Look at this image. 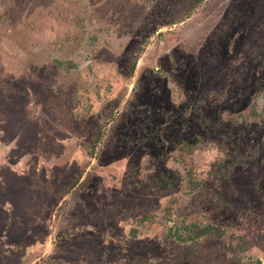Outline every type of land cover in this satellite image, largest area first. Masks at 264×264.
I'll list each match as a JSON object with an SVG mask.
<instances>
[{
  "label": "rangeland",
  "instance_id": "obj_1",
  "mask_svg": "<svg viewBox=\"0 0 264 264\" xmlns=\"http://www.w3.org/2000/svg\"><path fill=\"white\" fill-rule=\"evenodd\" d=\"M0 264H264V0H0Z\"/></svg>",
  "mask_w": 264,
  "mask_h": 264
}]
</instances>
